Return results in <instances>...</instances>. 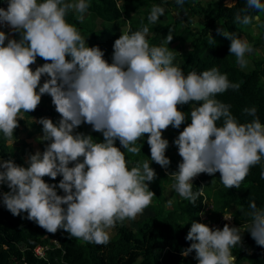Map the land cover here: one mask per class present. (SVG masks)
I'll return each mask as SVG.
<instances>
[{"label": "clouds", "instance_id": "9594fccd", "mask_svg": "<svg viewBox=\"0 0 264 264\" xmlns=\"http://www.w3.org/2000/svg\"><path fill=\"white\" fill-rule=\"evenodd\" d=\"M176 2L184 4V0ZM88 8L87 0H7V7H0V24L20 34L17 40L0 31V133L12 141L22 114L35 111L45 94L60 115L57 123L47 117L35 121L42 125L38 139L48 143L43 152L28 156L27 166L11 159L0 161V185L9 188L0 196L13 216L26 213L28 220L49 233L63 229L71 237L106 245L107 229L136 218L155 195L149 190L155 170L148 161L129 169L121 147L138 155L142 145L136 146L137 142L147 134L151 162L167 168L169 141L162 133L169 126L179 129L189 118L178 105L195 103L191 122L174 140L182 160L178 170L169 174L180 197L195 204L198 194L192 181L199 174L219 172L225 188L240 187L250 168L264 158V124L259 118L239 123L228 105L214 99L239 85L215 67L185 75L173 65L175 57L168 47L149 45L147 26L121 34L113 44L112 62H107L103 50L88 46L66 21L70 10L83 16ZM248 9L264 12V3L246 0L242 12ZM164 11L152 6L149 23L158 22ZM259 20L249 14L235 17L245 26ZM217 31L230 39V53L245 67V54L253 51L252 46L223 28ZM172 39L170 33L166 44ZM209 43L215 44L213 37ZM37 57L46 62L33 70L30 66ZM244 112L256 115L255 108ZM221 118L223 125L217 126ZM83 123L101 132L103 142L75 132ZM58 175L62 177L58 185L44 180ZM249 207L252 222L239 227L247 228L257 245L264 246V210H257L254 202ZM233 209L222 216L220 228H210L209 222H215L208 216H201L205 224L192 222L186 236L192 243L182 255L194 251L198 264H235L232 250L241 243V229L230 226Z\"/></svg>", "mask_w": 264, "mask_h": 264}, {"label": "trees", "instance_id": "16d2710c", "mask_svg": "<svg viewBox=\"0 0 264 264\" xmlns=\"http://www.w3.org/2000/svg\"><path fill=\"white\" fill-rule=\"evenodd\" d=\"M169 1L87 0L89 8L83 16L73 9L67 13L65 18L85 37L88 46H98L104 52V59L111 63L114 41L121 34L139 31L144 26L149 28L146 39L150 46L165 45L171 30L180 25L182 21L175 20V17L172 16L164 21L159 18L158 22L151 24L148 21L150 13L148 11L144 13L145 15L142 13L151 5ZM204 1L184 0L182 7L177 2H171L173 6L192 13V19L199 18L198 26L200 28L197 34L185 30L184 36L181 37L180 41L184 38L190 41L191 49L184 55H178L180 69L187 75L192 71L201 73L213 67L217 68L221 74L227 75L230 83L238 84L239 87L238 89L229 88L227 91L217 94L214 99L228 105L231 115L239 123H247L259 118L260 122L264 124V54L251 64L253 68L248 69V66L241 68L236 57L229 51L230 39L217 31L218 28H223L243 40L247 36L254 42L251 45L252 48H263L264 53L263 41L261 42V38L253 37L252 25L245 26L235 22L238 13L259 16L262 22L261 29L264 32V12H257L255 9H248L246 13L242 12L246 8V0H209L207 3ZM67 2L75 3L76 0H67ZM261 2L264 3V0ZM0 7L6 8L7 0H0ZM200 15L203 16V20ZM161 30L164 35L161 34ZM209 34L214 38L215 44L209 43L211 39ZM13 35L15 39H20L19 33L13 32ZM249 57V55L246 56V61ZM45 62L42 58L37 57L35 64L43 65ZM33 65L30 67L34 70ZM45 79H47L46 76L41 78V85ZM49 102L52 103V99L45 94L37 108L45 107ZM194 106H196L195 103L178 105L179 110L189 117L185 120L184 127L191 122L190 112ZM246 108H255V117L247 115L244 112ZM52 113L58 120L60 119L54 105ZM216 123L217 126H222L223 118ZM184 127H181L178 133ZM25 130L26 127L21 130L16 128L14 135ZM75 132L91 135L96 142L104 140L103 134L94 131L92 126L87 123L81 124L75 129ZM38 133H42V125L33 131H28L26 136L21 139V146L15 151H11L9 141L0 133V161L11 159L16 164L27 166L23 161L27 160L30 154L35 153V148L32 147L28 139ZM115 144L117 147H121L119 140H116ZM141 145L138 155L128 153L121 147L129 169L142 165L144 161H148L150 164L154 163V161L151 162L147 134L137 142L136 146ZM176 148L177 146L173 143L171 149ZM181 160L180 157L174 172L178 170ZM150 167L155 170L154 164ZM262 172H264V158L259 164L250 168L239 188L231 189L224 187L220 173L216 175L199 174L193 179L192 185L193 192L198 194L195 204L189 203L174 190L171 206L168 207L166 206L168 204L166 186L172 183L173 178L168 173L161 172L153 182L149 183V185L156 183L154 186L150 185L152 188H149L155 194L148 206L154 210V214L139 220L134 218L117 222L113 227L115 232L109 235L110 240L106 245H97L71 237L63 229L49 233L34 221L28 220L26 213L13 216L1 201L0 264H198L194 251L188 256L182 255L183 250L192 243L186 240L192 222L204 223L201 213H206L209 219L219 223L222 216L230 213L234 208L232 212L234 225L227 224L241 229L239 226L251 223L252 209L249 205L254 202L257 210H264ZM60 179H62L60 175L55 180L44 177L46 182L56 185L59 184ZM1 187L4 192L9 191L6 184H2ZM57 192L60 195L64 194L58 187ZM206 194L212 199L210 210H208L209 202H207ZM246 229H241V243L232 250L236 257L235 264H242L245 261H248L249 264H264V246L257 245ZM38 246L45 248L44 256L36 254L35 248Z\"/></svg>", "mask_w": 264, "mask_h": 264}, {"label": "rangeland", "instance_id": "374dc122", "mask_svg": "<svg viewBox=\"0 0 264 264\" xmlns=\"http://www.w3.org/2000/svg\"><path fill=\"white\" fill-rule=\"evenodd\" d=\"M208 1L209 0H205L204 2L207 3ZM171 2L175 3L176 0H170L168 3H160V4H156V5L162 6L165 9L164 14L160 17V20L164 21L166 18L174 16L175 20L179 19V21H182V23L180 25H178L176 28H173L171 30V34L173 35V39L170 41L169 45H167L166 43L164 45V47L169 48V51H171L175 57L173 60L174 66L180 68V61L178 59V55H184L191 49L190 41L186 40L185 38L182 41H180L181 37L184 36L185 30L190 31L195 35L197 34V31L200 28V26H198L199 18L192 19L193 18L192 13H188V11L180 9L178 6H173ZM152 6H154V5H151L150 7L145 9L142 14L145 15L144 13L146 11H148L150 13ZM200 16L202 19L203 16L202 15H200ZM252 28H253V31H252L253 37L256 39L261 38V42L263 41L262 43L264 44V32L261 29L262 28L261 20H259L258 22L254 21ZM0 31H4L6 34H8L9 38H14L13 37L14 36L13 31L5 25L0 24ZM162 32H163V30H161V34H162ZM154 33H155V31H154ZM162 35H164V34H162ZM245 40H247L250 45L254 44V42L251 41L247 36L245 37ZM5 43H7V41ZM262 54H264L263 48H260V47L259 48H253V51L251 53H246L245 58L247 55L250 56L249 58H247V65H246V66H248L247 68L248 69L250 67L253 68V66L251 64L254 63L255 59L259 60L261 58ZM249 65H251V66H249ZM37 66H41V64L33 65L34 70ZM37 91H38V89H37ZM52 107H53V104L51 102H49L47 104V106H45V107H39V108H36L35 111H33V112L22 114L24 119L19 120V126L17 128L19 130H21V129H23V127H26V130L23 132H20L19 134H15L14 139L12 141H9L10 146H11V151H15L16 149H18L21 146V139L26 136V133L28 131H33L40 125L39 123H37L35 121H38L41 117L50 118L54 123H57L59 121L54 116V114L52 113ZM183 125H184V123L180 126V128L184 127ZM179 129L169 126L168 129L163 131V133H162L163 138H165L169 141V146L166 150L165 155L170 159V165L167 168H163L155 162L151 163L150 164L151 166L153 164L155 165L156 176L157 175L159 176L161 174V172L170 174V173L174 172V170L176 169L175 166L177 165V162L179 161L180 157L178 154V148L171 149V146L174 143V140L179 135V133H178ZM42 135H43V133H38V134L34 135L33 138L28 139V141L32 145V147L35 148V152L37 150H40L42 152L43 149L46 147V144L48 143L47 141H41L38 139ZM26 161L27 160H24L23 163L26 164ZM217 173H219V172H217ZM217 173H215V175ZM174 183H175V180L173 179L172 183L168 184L166 186V198H167V202H168V204L166 205L167 207L171 206V201L173 198L172 192L174 191V188H173ZM192 183H193V181H192ZM155 184L156 183L154 182V183H151L150 185L154 186ZM150 185H149V188H152ZM208 198H209V195L206 194L207 202H209L208 203V207H209L208 210H210L212 208V205H211L212 199L211 198L208 199ZM152 214H154V210L149 208V207H146L144 209V211L136 217V220L143 219V218H145L149 215H152ZM201 216L205 217V216H207V214L203 213V215H201ZM107 231H108L109 235H112V233L115 232V228L107 229ZM18 264H24V263H18ZM242 264H249V262L245 261Z\"/></svg>", "mask_w": 264, "mask_h": 264}, {"label": "built area", "instance_id": "2783aa9c", "mask_svg": "<svg viewBox=\"0 0 264 264\" xmlns=\"http://www.w3.org/2000/svg\"><path fill=\"white\" fill-rule=\"evenodd\" d=\"M2 193H4V191H3V189H2V187H1V185H0V194H2ZM1 201H2V196H0V204H1ZM250 224H251V223H248L249 226H250ZM221 225H222V222H221V223H210V222H209V225H208V226H209L210 228L215 229V228H220ZM35 252H36V254H37L38 256H44L45 248L42 247V246H38V247L35 248Z\"/></svg>", "mask_w": 264, "mask_h": 264}]
</instances>
